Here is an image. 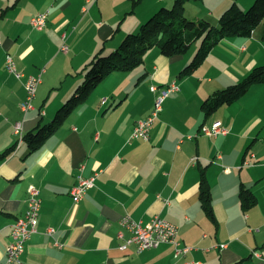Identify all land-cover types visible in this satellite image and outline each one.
<instances>
[{
  "label": "crops",
  "instance_id": "crops-1",
  "mask_svg": "<svg viewBox=\"0 0 264 264\" xmlns=\"http://www.w3.org/2000/svg\"><path fill=\"white\" fill-rule=\"evenodd\" d=\"M134 1L0 0V12L7 9L0 19V152L15 147L0 161V264H14L7 258L11 227L25 215L31 186L39 190L42 207L22 264H264V83L208 118L202 110L211 93L264 65L263 25L249 37L223 39L186 76L181 71L200 41L174 56L152 48L136 69L106 77L40 149L31 152L24 139L18 143L16 122H23L24 134L50 122L101 48L115 50L175 0ZM253 1L192 0L186 14L216 25L233 2L245 9ZM47 9L46 26L34 28L32 17ZM8 54L25 77L8 70ZM42 68L34 109L24 113L26 77ZM174 81L180 90L165 99L151 138H132L138 121L154 109L158 91L152 86ZM215 121L228 132L204 135L202 126ZM96 172V185L75 202L71 190L78 176ZM202 172L215 221L202 207ZM243 186L257 196L250 209L241 204ZM125 214L145 223L163 216L179 227L178 239L190 250L177 255L171 243L140 253L134 246L122 249L119 233L130 235L120 222Z\"/></svg>",
  "mask_w": 264,
  "mask_h": 264
},
{
  "label": "trees",
  "instance_id": "trees-1",
  "mask_svg": "<svg viewBox=\"0 0 264 264\" xmlns=\"http://www.w3.org/2000/svg\"><path fill=\"white\" fill-rule=\"evenodd\" d=\"M139 1L135 0L134 5ZM190 1L192 0H175L171 7L160 8L141 24L138 31L128 33L115 50L105 53V49L101 48L85 70L84 81L57 110L53 119L24 134V141L29 145L30 151L40 149L70 114L88 100L106 77L113 72L136 69L144 63L150 49L157 47L164 55L174 56L187 53L194 43L200 41L194 58L181 71V75L186 76L195 72L223 39L234 36L249 37L258 26L264 27V0H254L247 9L233 2L220 16L218 25L205 18L188 17L186 7ZM6 11L4 9L0 12V19ZM262 83L264 65L253 68L242 80L211 93L202 103L205 117L212 116L221 106L240 100L254 85ZM14 149L12 146L0 152V161L8 157ZM200 198L204 211L215 221L211 186L205 172H202ZM240 199L244 209H250L257 203V196L245 186L241 188Z\"/></svg>",
  "mask_w": 264,
  "mask_h": 264
},
{
  "label": "built area",
  "instance_id": "built-area-1",
  "mask_svg": "<svg viewBox=\"0 0 264 264\" xmlns=\"http://www.w3.org/2000/svg\"><path fill=\"white\" fill-rule=\"evenodd\" d=\"M49 15L50 9L34 15L31 19L32 26L36 29H43L47 24ZM68 49V45L64 43L62 50L68 52ZM6 65L8 70L14 73L18 78L25 77L24 73L18 71L16 61L11 54L7 56ZM44 71L45 68H42L40 73L26 77L24 84L26 97L21 106L24 113L34 109V100L37 95L39 84L42 81V74ZM152 90L158 91L154 109L146 119L138 121L134 128L132 138H141L144 140H149L151 138V130L163 109L165 99L170 93L180 90V86L174 81L164 87L152 86ZM201 132L204 135L216 137L219 134L227 133L228 130L221 121H215L212 125L202 126ZM14 133L19 137L18 143H21L24 139V125L22 121L15 123ZM196 160L197 157L192 158L194 163ZM99 174V172H96L87 177L82 175L78 176V181L71 190L75 202H79L85 193L96 185ZM27 200L28 207L25 215L19 217L11 227V241L7 249V258L8 262L14 264H22V254L26 249L27 242L32 235L38 231L39 227L42 198L40 197L39 190L35 186L29 188ZM120 222L130 233L127 237L124 231L119 233V236L124 239V243L121 245L122 249H128L130 246H134L135 250L140 253L148 249L157 248L164 243H171L175 245L177 255L186 254L190 250V247L183 246L178 239L179 227L163 216L156 215L151 221L145 223L143 220H136L130 214H125ZM257 230H259V228H257ZM53 231L54 229H50V232ZM254 254L261 257V254L257 251H255Z\"/></svg>",
  "mask_w": 264,
  "mask_h": 264
},
{
  "label": "rangeland",
  "instance_id": "rangeland-1",
  "mask_svg": "<svg viewBox=\"0 0 264 264\" xmlns=\"http://www.w3.org/2000/svg\"><path fill=\"white\" fill-rule=\"evenodd\" d=\"M249 6H251V5H249ZM249 6H248L247 8H249ZM245 8H246V7H245ZM247 8H246V9H247ZM216 25H218V24H216ZM51 120H52V119H51ZM51 120H50V121H51Z\"/></svg>",
  "mask_w": 264,
  "mask_h": 264
}]
</instances>
